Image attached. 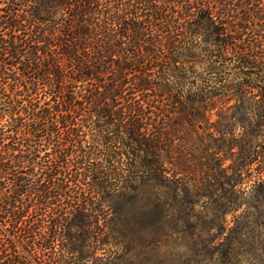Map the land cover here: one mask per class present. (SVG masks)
I'll return each mask as SVG.
<instances>
[{
  "label": "trees",
  "instance_id": "trees-1",
  "mask_svg": "<svg viewBox=\"0 0 264 264\" xmlns=\"http://www.w3.org/2000/svg\"><path fill=\"white\" fill-rule=\"evenodd\" d=\"M262 1L0 0V264H136L194 218L264 264Z\"/></svg>",
  "mask_w": 264,
  "mask_h": 264
},
{
  "label": "rangeland",
  "instance_id": "rangeland-1",
  "mask_svg": "<svg viewBox=\"0 0 264 264\" xmlns=\"http://www.w3.org/2000/svg\"><path fill=\"white\" fill-rule=\"evenodd\" d=\"M262 2L264 3V0ZM215 119L216 115L213 112L211 120L214 121ZM186 207L188 208L182 209L184 217L192 213L193 215L201 216L206 221L199 225V230L202 231V238L211 237L214 230H209V222L214 217L215 212L211 205L204 209L197 208L194 212H190L188 205ZM197 229L194 218L189 222L176 223L169 232V236H166L161 231L155 232V234L134 231V233L127 236V238L132 240V247H121L115 253L118 256L127 255L136 264H220L221 257L218 254L213 255L211 249L209 251L206 249L201 250L200 246L196 244ZM140 235H144L141 240ZM201 257H203V261H200ZM234 264H237L236 259Z\"/></svg>",
  "mask_w": 264,
  "mask_h": 264
}]
</instances>
